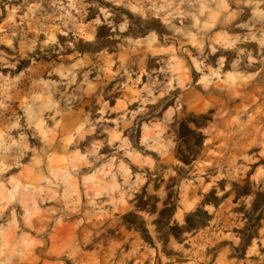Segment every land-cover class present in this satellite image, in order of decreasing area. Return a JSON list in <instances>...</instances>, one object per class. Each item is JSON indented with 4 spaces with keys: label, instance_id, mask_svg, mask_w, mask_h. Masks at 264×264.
Segmentation results:
<instances>
[{
    "label": "clouds",
    "instance_id": "1",
    "mask_svg": "<svg viewBox=\"0 0 264 264\" xmlns=\"http://www.w3.org/2000/svg\"><path fill=\"white\" fill-rule=\"evenodd\" d=\"M260 160L264 0H0V264L241 256Z\"/></svg>",
    "mask_w": 264,
    "mask_h": 264
},
{
    "label": "rangeland",
    "instance_id": "2",
    "mask_svg": "<svg viewBox=\"0 0 264 264\" xmlns=\"http://www.w3.org/2000/svg\"><path fill=\"white\" fill-rule=\"evenodd\" d=\"M37 63L40 64L42 68L46 67V63H41L39 60L37 61ZM201 103L202 102L200 100H196L193 102V107L199 108ZM114 104L115 101H113V106ZM90 107V103L81 105L76 114L77 118L80 114L86 112ZM260 164H264V160H260L258 163H254L252 165V169L255 170L260 166ZM246 181L247 177L245 178V181H242V184H244ZM232 200L233 196L230 197V203L227 207H232L233 205H235L232 203ZM221 212L224 213L222 216L223 224L232 223L231 218L227 215V208L221 209ZM262 219H264V214ZM262 226L264 225H260V227ZM238 230H240V228H234V231ZM119 235L122 239L117 242V247L127 245L129 250L131 251L132 248L141 243L144 245H148L144 243L134 231L126 230L123 225H121L119 228ZM203 239L206 241L207 236L204 235ZM253 241H255L256 243L254 244ZM164 250H166V252L168 253L166 248H161L156 259H150L148 254L146 252H143V255L139 257L140 264H164V261L169 256L164 253ZM209 255H212V264H264V236H262L260 231H258V237L252 240L251 245L246 249L244 255L241 256L233 255L230 252L228 242L223 240L213 241L209 249ZM128 259L130 261V264H136V260L133 259L131 255H129Z\"/></svg>",
    "mask_w": 264,
    "mask_h": 264
},
{
    "label": "trees",
    "instance_id": "3",
    "mask_svg": "<svg viewBox=\"0 0 264 264\" xmlns=\"http://www.w3.org/2000/svg\"><path fill=\"white\" fill-rule=\"evenodd\" d=\"M46 63V62H45ZM183 134L184 135H188V129L184 128L183 129ZM243 191L247 194H251V188L247 185V183H244V189ZM238 200V195L233 196V200L232 203L236 204ZM144 202H142L143 204ZM257 205H261L264 204V195H260L257 199ZM146 206V205H145ZM263 217V214H262ZM261 217V218H262ZM128 219L129 220H134V217L129 214L128 215ZM244 219L247 221V223L245 224L243 229H240L236 232L241 233V249L243 250V253H245L246 249L251 245V242L253 239L258 237V231L260 228V224L258 222H255L253 219V214H248L244 217ZM124 228L128 231H134L140 238L141 240L146 243V244H151V240L150 238L147 236V232L145 230H143L142 228H133L131 226L128 225H123ZM208 225L205 224V227H207ZM165 249V248H164ZM167 255H169V253L166 252V250H164ZM244 255V254H243Z\"/></svg>",
    "mask_w": 264,
    "mask_h": 264
}]
</instances>
